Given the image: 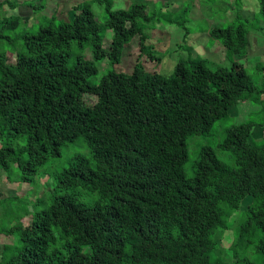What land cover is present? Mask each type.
<instances>
[{"label":"trees","instance_id":"1","mask_svg":"<svg viewBox=\"0 0 264 264\" xmlns=\"http://www.w3.org/2000/svg\"><path fill=\"white\" fill-rule=\"evenodd\" d=\"M115 1L82 0L68 20L25 29L20 44L0 50V167L7 176L16 164L18 182H32L78 138L90 150L56 174L70 191L18 196L11 224L0 227L11 237L0 264H221L226 256V264H264V136L255 123L230 125L216 148L199 149L193 176L184 170L189 136L208 132L240 100L264 112V80L256 84L233 60L211 68L202 56L179 60L170 75L146 70L140 58L153 55L146 25L180 21L150 13L148 0L113 8ZM93 3L105 8L102 23ZM258 3L264 18V0ZM20 19L29 20L3 17L0 41L11 40L1 29L14 30ZM247 32L243 23L209 29L231 58L247 53ZM134 36L140 51L132 70L111 68L91 82L95 63L119 64ZM72 42L89 47L91 58L69 66ZM258 126L264 129V119ZM78 188L96 194L94 201L83 203ZM251 241L254 254L246 250Z\"/></svg>","mask_w":264,"mask_h":264},{"label":"rangeland","instance_id":"2","mask_svg":"<svg viewBox=\"0 0 264 264\" xmlns=\"http://www.w3.org/2000/svg\"><path fill=\"white\" fill-rule=\"evenodd\" d=\"M6 3L0 9V25L3 17L9 16H26L29 20H21L14 30L1 29V33L9 36L11 40L2 38L0 41V50H4L7 46L20 44L21 40L18 33L25 29L34 31L40 24L45 25L49 21L57 23L60 20H68L73 6L82 0H0ZM148 11L158 12L159 14L170 18H176L179 23L184 22V26L179 23H167L161 21L156 22L152 26L145 27L143 30L148 38L146 43L149 44L150 51L153 55L146 53L140 58L143 67L150 72H158L163 75L172 74L175 64L181 59L189 57L202 56L207 60L208 66L211 68L217 66L229 67L233 61L240 63L252 78L253 82L258 85L263 84L264 80V18H261L259 12L258 0H239L234 4V0H216L211 3L207 0H148ZM42 5L40 10H34L30 5ZM130 0L115 1L113 8L126 7ZM18 4V5H16ZM16 5V6H15ZM32 5V6H33ZM92 9L95 12L99 23H102L107 14L103 5L93 3ZM182 15V18L180 16ZM55 16L56 18H51ZM243 23L247 29V53L235 54L232 58L227 56L225 46L219 41L213 39L209 35V29L216 26H228L231 24ZM4 31V32H3ZM111 31L107 30L104 38L105 46L110 40ZM9 40V41H8ZM138 37L133 39L123 47V53L119 64L111 65L107 60L95 63L98 71L91 77V82H98L100 77L111 68H120L123 71L130 72L133 65L137 61L139 54ZM149 51V52H150ZM78 57L91 58L89 47L81 48L76 42H72L70 46V57L68 65H72ZM90 57V58H89ZM86 101H92L93 97H85ZM264 119V112L261 105L247 100H240L235 106L229 109L226 117L215 121L211 129L204 134H196L187 138L188 159L185 162L184 170L187 177L193 176L192 164L198 158V151L202 146H210L216 148L217 143L223 138L224 130L232 124L251 121L255 123V128L259 130V134L264 136V129L258 126ZM263 132V133H262ZM222 152V151H220ZM219 154V152H217ZM223 153V152H222ZM224 160L225 153L222 154ZM90 150L87 144L78 138L76 141L62 145L58 156L49 157L42 165L36 179L32 182L19 183V169L16 164L11 166L9 177L7 172L0 167V194L7 197L0 201V227L10 225L14 211L19 206V197L23 199H33L40 195L43 191L48 195H62L70 189H64L59 185L56 174L68 167L72 162H82V158H89ZM79 199L86 204H91L96 194L78 188ZM20 194V195H19ZM23 195V196H22ZM25 196V197H24ZM0 198V199H3ZM247 198L241 201V208L246 207ZM25 220H27L25 218ZM222 233V239L224 234ZM221 233L216 235L220 238ZM258 236L264 238L261 232ZM11 240V237L5 234L0 235V250L4 242ZM251 245L246 249L254 254L255 241L250 242ZM222 247L226 248L225 242L222 241ZM240 248V247H239ZM222 255L226 253L222 251ZM228 255V254H227ZM231 255V254H230ZM243 254L239 253L238 258H242ZM223 257L221 264H226ZM232 261V258H231ZM232 264V263H229Z\"/></svg>","mask_w":264,"mask_h":264}]
</instances>
